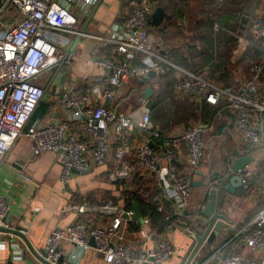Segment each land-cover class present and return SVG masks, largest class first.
I'll use <instances>...</instances> for the list:
<instances>
[{"label":"built area","instance_id":"1","mask_svg":"<svg viewBox=\"0 0 264 264\" xmlns=\"http://www.w3.org/2000/svg\"><path fill=\"white\" fill-rule=\"evenodd\" d=\"M101 1L0 0V168L22 137L30 141L34 156L56 153L57 161L63 166L65 183L71 180L74 170L87 172L95 165L105 166L112 158L114 167L108 172L109 180L125 179L129 184L136 176L155 178L160 188V193L154 196L158 211H164L165 202H172L174 215L188 226L192 183L205 156L202 129L198 125L180 124L164 135L152 121V109L147 100L138 110L128 111L116 110L108 103L121 98L129 82H143L152 71L161 75L174 72L173 99L199 97L213 106L227 105L234 114L235 131L254 148L263 142L256 120L264 115V58L237 84H215L205 73L188 71L162 54L163 43L150 24L158 6L155 0H122L123 24L113 25L105 36L88 34L84 25L91 20ZM251 31L264 39V0L255 13ZM83 38L96 40L109 52L110 56L96 62L105 70L101 87H62L56 99L69 113L67 121L45 119L29 125L52 85V81H44V76L61 70L68 63L75 43ZM80 127L83 133L78 132ZM132 137L134 143L129 145L127 139ZM118 140L120 143L113 150ZM155 140H161L164 149L151 146ZM178 140L188 147L187 171L179 169L182 161L177 155ZM164 161L167 166L163 165ZM240 176L243 188L247 189L256 174L243 171ZM258 193L264 200V178L259 182ZM74 209L80 219L66 228H56L46 241L45 259L51 264H59L61 259V264H70L79 258L70 256L65 242L81 251L93 246L108 264H163L175 252L163 239L155 248L147 249L137 243H125L123 230L131 223L140 224L135 232L137 240L149 239L145 227L149 220L139 222L134 210L112 202ZM11 212L0 193V227L13 229L9 223ZM93 216L95 220L90 219ZM253 225L256 228L244 235L243 242L251 250H264V208L253 219ZM191 234L193 238L194 232ZM7 235L11 242L16 241L15 235ZM2 245L4 241L0 237ZM14 245L20 257H25L26 250L20 249L17 243ZM223 263L262 264L238 254L226 257Z\"/></svg>","mask_w":264,"mask_h":264},{"label":"crops","instance_id":"2","mask_svg":"<svg viewBox=\"0 0 264 264\" xmlns=\"http://www.w3.org/2000/svg\"><path fill=\"white\" fill-rule=\"evenodd\" d=\"M194 3L196 0H190V5ZM122 11V0H102L100 5L94 9L91 20L84 25V30L95 36L108 35L109 29L113 25L123 24ZM168 24L170 22L165 20L161 29L167 31L173 27L177 28V26L172 25L168 27ZM239 44L241 46L237 48V57L242 56L243 48L248 45L242 39ZM170 51L172 49L162 47L163 55L171 57ZM105 56H110L109 52L106 53L104 47L96 40L83 38L77 41L71 50L69 64L63 66L55 76H50L53 80L49 91H54L55 94L51 93L53 95L49 103L42 100V103L50 104V109L46 117L37 121L45 119L53 122L67 121L69 113L57 101V92L64 86L99 89L105 70L96 62ZM205 74L207 76V71ZM237 75L238 72L233 79L237 80ZM173 76L175 81V73ZM163 78L164 75L147 81L149 83L148 88L152 87L153 89V95L149 99L144 97L147 88L142 94V99L147 100L151 108L152 98L156 94L154 89L160 87ZM174 83L170 88L171 99L174 102L191 101L198 107L202 106L201 109L205 107L204 104H208L199 97H190L185 100L173 99ZM111 103L109 102L108 105L113 107L110 105ZM210 106L213 108V114L206 122L189 119L182 123L200 126L205 143V156L194 176V182H200L204 178L205 186L199 185L192 188L193 197L187 210L190 217L186 218L188 226L183 225L176 218L172 202H165L164 211H158L166 216L164 228L161 231L152 229L150 217L141 216L135 207L134 211L139 222L144 219L149 220L148 226H145L149 239L137 240L135 232L139 230L140 224L131 223L128 228L124 227V241L125 243H137L140 248L147 249L155 248L158 242L163 239L175 250L173 256L163 264H183L189 258L195 243L191 234L197 225L195 219L205 208L211 190L218 191L222 188V184L233 172L235 161L251 154L254 162L244 170L256 174L250 187L245 189L241 186L235 189V192L222 188L221 198H216V203L219 205L224 201V206L220 208L226 211V216L232 224L224 225L222 233L218 234L214 244L211 247L204 245L192 264H224V259L233 254L264 264V250H251L243 242L244 235L256 228L253 225V219L264 208V200L258 193L259 182L264 178V115L256 120L261 129L263 142L260 146L251 148L244 138L235 131L234 114L230 108L225 104ZM116 110L120 109L116 108ZM153 123L156 127L161 128L154 121ZM168 123L171 124L169 131L173 126L181 124H173L170 120ZM78 132L83 133L81 127ZM134 139L133 137L127 139L129 145L134 143ZM119 143L120 140L113 145L112 149L114 150ZM177 144V155L182 161L179 163V169L187 171L189 170L187 163L188 147L182 140H178ZM151 146L157 150L164 149L161 140H155ZM163 165L167 166V161H164ZM113 167L114 160L111 158L105 166L95 165L86 173H73L71 180L65 183L62 180L63 166L57 161L56 153L45 152L39 156H34L30 141L25 137L20 138L0 168V193L5 197L12 211L9 223L13 229H25V236L34 250L39 253L45 249L47 239L56 228H66L80 219L78 211L74 209L76 206L103 205L112 202L127 209L129 199L137 194L142 200L154 203L158 210L154 196L160 193V188L157 186L155 178L136 176L133 182L129 184L117 183V181L109 180L107 176ZM229 168L232 169L231 172ZM210 184L211 186H209ZM169 218L172 219L170 225L166 223ZM90 219L95 220V216ZM0 237L4 241V245L0 246V264H37V258L29 251L21 238L14 236L16 241L11 242V237L5 232L0 233ZM15 243L18 244V247L20 246V249L26 250L25 257H20ZM64 247L70 256L77 255L79 257L76 262L71 261L70 264H108L102 256L97 254L93 246L86 251H81L75 245L65 242Z\"/></svg>","mask_w":264,"mask_h":264},{"label":"trees","instance_id":"3","mask_svg":"<svg viewBox=\"0 0 264 264\" xmlns=\"http://www.w3.org/2000/svg\"><path fill=\"white\" fill-rule=\"evenodd\" d=\"M188 0H160L158 6L164 8L171 16L172 26H182L188 21L190 9L186 5ZM261 0H196L197 15L192 22L191 31L194 45H188L186 50L174 49L170 51L171 58L176 65L194 73H205L214 83L227 84L233 80L234 75L243 70H250L254 64L262 61L264 57V39L250 32L256 8ZM190 4V2H189ZM193 9V5H190ZM195 6V7H196ZM194 21V22H193ZM161 30V26L154 28ZM249 39V45L243 56H236L239 41ZM174 72L164 75L160 85V93L152 98V119L162 128L163 134L169 131V123L187 122L189 119L206 122L212 117L213 108L204 104L201 109L194 102H174L171 99L170 88L174 81ZM249 75V74H248ZM264 79V73L263 77ZM141 94L148 88V82H138ZM49 90V89H48ZM50 92V91H49ZM54 93L51 91L50 93ZM52 94V95H53ZM50 104L40 103L33 114L29 125L43 119L49 113ZM127 209L135 210L141 216L150 217L152 229L161 231L164 228L166 216L158 212L151 201L142 200L139 195H133L127 203Z\"/></svg>","mask_w":264,"mask_h":264},{"label":"water","instance_id":"4","mask_svg":"<svg viewBox=\"0 0 264 264\" xmlns=\"http://www.w3.org/2000/svg\"><path fill=\"white\" fill-rule=\"evenodd\" d=\"M155 1L158 2L159 0H155ZM165 20L171 22V16L166 13L163 7L158 6L152 15V19L150 21L151 26L153 28H157L161 26L165 22ZM51 73L52 76H54L55 70L52 71ZM161 76L162 75L160 73L158 74L155 71H152L144 79L145 81H149ZM152 95H153V89L152 87H149L144 92V97L146 99H149L152 97ZM51 97H52L51 93L47 91L43 101L45 103H49ZM253 162L254 159L251 154L237 159L234 163V169L232 174H230L227 180L222 184V188H226L230 192H235V189L241 187L242 178L240 174ZM73 173L80 174V172L76 170H74ZM200 175L203 176V174ZM119 182H121L122 184H126L125 179L118 180L117 183ZM199 185L205 186L204 178L200 182L192 183V187H196ZM222 188H220L218 191L211 190L205 208L200 212L199 217L195 219L196 222L195 224H197L195 225L194 237H193L195 243L189 258L183 264H192L198 253L201 251V249H203L204 245L211 247L216 241L218 234L222 233V229L224 228V225L232 224V222L226 216V211L221 209L224 206L223 203L224 201L221 203V205L216 203V198L220 199L222 196ZM187 215L189 214L187 213ZM171 222L172 219L169 218L166 223L170 225ZM0 232L13 234L16 237L21 238L23 242L27 245L29 251L37 258L38 261L37 264H51L45 259L46 256L44 250L37 253L34 250V248L31 246L28 238L24 234L26 233L25 229L22 228L9 229V228L0 227ZM62 262L63 259L60 260L59 264H61Z\"/></svg>","mask_w":264,"mask_h":264},{"label":"rangeland","instance_id":"5","mask_svg":"<svg viewBox=\"0 0 264 264\" xmlns=\"http://www.w3.org/2000/svg\"><path fill=\"white\" fill-rule=\"evenodd\" d=\"M189 2H190V0H188L186 3V5H188V8L190 9V11H189L190 15L189 16H193L194 20H195V18H196L195 15H197V6L195 5L196 3H194V4H192L194 6L193 9H191ZM257 9H258V7L256 8V11H257ZM193 17H189L188 21L187 22L185 21L184 23H182L181 27L180 26H178L177 28L173 27V29H168L167 31L165 29L153 30V33L155 34V36L157 38H159L161 40V42L163 43V46H165L169 49H172V50H174V49L186 50V47L188 45H194L195 44L193 41V36L195 35V33L193 31H191V29H190V28H192V22H191L190 18L193 20ZM254 17H255V15H254ZM253 20H254V18H253ZM250 32L252 33L251 28H250ZM242 40L246 41L249 45V43H250L249 39L242 38ZM248 45H247V47H244V48L241 47V48H243L246 51L248 48ZM239 46H241V45L239 44L238 47ZM243 49H241V50H243ZM244 50L242 52L245 53ZM243 54H242V56H243ZM248 74H250V70L246 71V70H243V68H240L238 75L236 76L237 80L233 79L230 83L219 84V85L233 86V85L237 84L239 80H243V79L247 78L249 76ZM51 75H52L51 72L47 73L44 76V81L45 82L52 81L53 78H50ZM55 75H56V73H55ZM137 83H138L137 81L129 82L123 91L122 97L119 98L118 100L112 102L110 105L117 108V109H120L122 111L138 110L139 106L143 103L144 100L142 99L141 91L137 87V85H138ZM263 83H264V79H263ZM154 92H156V94L160 93V87L159 88L156 87L154 89ZM182 123H185V122H181V124ZM176 124H179V123H176ZM176 126H179V125H176ZM173 127H175V126H173ZM135 190H137V189H135Z\"/></svg>","mask_w":264,"mask_h":264}]
</instances>
